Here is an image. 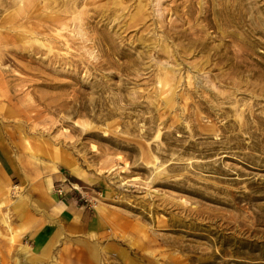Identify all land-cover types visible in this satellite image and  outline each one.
I'll list each match as a JSON object with an SVG mask.
<instances>
[{"label":"rangeland","instance_id":"374dc122","mask_svg":"<svg viewBox=\"0 0 264 264\" xmlns=\"http://www.w3.org/2000/svg\"><path fill=\"white\" fill-rule=\"evenodd\" d=\"M0 264H264V0H0Z\"/></svg>","mask_w":264,"mask_h":264},{"label":"crops","instance_id":"0c3cea01","mask_svg":"<svg viewBox=\"0 0 264 264\" xmlns=\"http://www.w3.org/2000/svg\"><path fill=\"white\" fill-rule=\"evenodd\" d=\"M62 175L60 172L56 173L50 179L45 180V185L48 190L51 189L54 182L60 180ZM46 181H49L50 184L47 185ZM71 199V200H70ZM56 205L58 206L60 211H65V215L68 217H73L75 215L76 207H75V200L71 195H67L65 200H57ZM88 212L86 209L82 208L76 216H74V223L73 226L79 229H83L84 231H99L101 228V222L97 219L87 217ZM71 216H70V215ZM52 235V231L50 232L48 228L44 227L43 230L37 235L34 239L33 249L44 250L46 247H49L48 244L50 243V238Z\"/></svg>","mask_w":264,"mask_h":264},{"label":"bare ground","instance_id":"6f19581e","mask_svg":"<svg viewBox=\"0 0 264 264\" xmlns=\"http://www.w3.org/2000/svg\"><path fill=\"white\" fill-rule=\"evenodd\" d=\"M193 3H194V2H193ZM202 4H203V3H202ZM204 4H205V3H204ZM181 5H182V4H180V6H181ZM194 5H195V4H194ZM178 6H179V5H178ZM188 6H189V4H188ZM188 6H187V7H188ZM202 6H203V5H202ZM176 7H177V6H176ZM187 7H186V8H187ZM181 8H182V7H181ZM189 8H190V7H189ZM199 8H200V7H199ZM207 8H208V7H207ZM183 9H184V8H183ZM190 9H191V8H190ZM175 10H176V9H175ZM187 10H188V9H187ZM173 11H174V10H173ZM191 11H192V10H191ZM208 11H209V10H208ZM181 12H182V10H181ZM188 12H190V11H188ZM209 12H210V11H209ZM191 13H192V15H194L193 12H191ZM195 14H196V12H195ZM200 14H201V13H200ZM205 14H206V13H205ZM224 14H225V13H224ZM233 14H234V13H233ZM233 14H232V15H233ZM180 15H181V14H179L178 17H180ZM183 15H184V14H183ZM186 15H187V13H186ZM190 15H191V14H189V16H190ZM192 15H191V16H192ZM239 15H240V14H239ZM187 16H188V15H187ZM183 17H184V16H183ZM192 17H193V16H192ZM193 18H194V17H193ZM195 18H196V17H195ZM177 19H178V18H177ZM181 19H182V18H181ZM190 19H191V18H190ZM182 20L184 21V19H182ZM186 20H187V19H186ZM186 20H185V21H186ZM193 20H195V19H193ZM231 20H232V19H231ZM173 21H174V19H173ZM233 21H234V20H233ZM224 22H225V21H224ZM166 23H167V22H166ZM183 23H184V22H183ZM192 23H193V22H192ZM211 23H212V22H211ZM228 23H229V22H228ZM186 24H188V23H186ZM193 24H194V23H193ZM204 24H205V23H204ZM216 25H217V24H216ZM191 26H192V25H191ZM181 27H182V26H181ZM194 27H195V26H194ZM207 27H208V26H207ZM188 28H189V27H188ZM197 28H198V27H197ZM186 29H187V28H186ZM189 29H192V28H189ZM199 30H200V29H199ZM179 31H180V30H179ZM194 31H195V30H194ZM197 31H198V30H197ZM203 31H204V30H203ZM177 32H178V31H177ZM181 32H182V31H181ZM185 33H186V32H185ZM174 34H175V33H174ZM190 34H191V33H190ZM181 35H182V34H181ZM195 35H196V34H195ZM200 35H201V34H200ZM183 36H184V35H183ZM192 37H193V36H192ZM192 37H191V38H192ZM205 38H206V37H205ZM182 39H183V38H182ZM195 39H196V38H195ZM198 39L200 40L201 38H198ZM192 40H194V39H192ZM192 40H191V42H192ZM197 42H198V41H196V43H197ZM199 44H200V43H199ZM192 45H193V44H192ZM188 46H189V45H188ZM210 48H211V47H210ZM206 49H207V48H206ZM225 49H226V48H225ZM239 53H240V52H239ZM234 54H235V53H234ZM228 56H229V55H228ZM223 57H224V56H223ZM233 57H234V56H233ZM233 57H232V58H233ZM236 58H237V57H236ZM240 58H241V57H240ZM242 60H244V59L242 58ZM232 62H233V61H232ZM232 62H230V63H232ZM237 65H238V64H237ZM236 67H237V66H236ZM237 70H238V69H237ZM65 165H66L67 168H69V170H71V172H75V167H74L71 163H66Z\"/></svg>","mask_w":264,"mask_h":264},{"label":"built area","instance_id":"2783aa9c","mask_svg":"<svg viewBox=\"0 0 264 264\" xmlns=\"http://www.w3.org/2000/svg\"><path fill=\"white\" fill-rule=\"evenodd\" d=\"M56 191H57L58 193H61V192H62V188H61V187H58Z\"/></svg>","mask_w":264,"mask_h":264}]
</instances>
